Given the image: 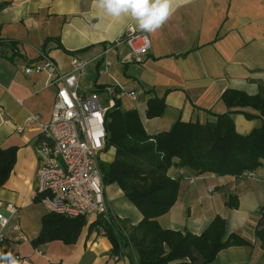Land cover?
I'll return each instance as SVG.
<instances>
[{
    "label": "crops",
    "instance_id": "1",
    "mask_svg": "<svg viewBox=\"0 0 264 264\" xmlns=\"http://www.w3.org/2000/svg\"><path fill=\"white\" fill-rule=\"evenodd\" d=\"M128 24L138 27L130 16L116 19L102 12L94 0H0V39L15 41L18 51L11 61L0 57V148L17 149L9 179L0 188V204L17 207L11 222L25 234L23 243L6 242L0 253L11 252L21 264H137L133 250L126 248L117 257L108 239L87 227L73 245L53 241L33 248L30 244L46 211L33 201L39 132L25 120L33 114L48 122L56 89L47 85L45 73L27 75L24 67L39 58L45 40L54 39L44 53L61 72L71 70L72 57L88 63L79 77L80 91L100 93L114 85L117 92H134L135 101L125 95L116 100L122 110L137 111L149 135L169 130L177 120L205 123L212 119L207 113H226L221 100L225 90L252 96L264 86V0H186L162 28L147 33L151 49L142 58L133 57L123 44H113ZM0 50L11 55L8 49ZM153 98L164 101L165 111L148 119L147 102ZM230 110L236 111L232 118L239 134L264 123L249 108ZM242 112L256 117L248 119ZM113 155L114 149L105 151V163ZM169 174L181 177V182L175 204L157 218L163 229L199 235L219 215L228 233L253 246L224 249L209 264H264V251L254 237L264 207V166L241 178L193 175L175 167ZM110 187L112 197L107 193ZM230 195L237 196V209L225 206ZM116 198L121 203H113ZM104 199L110 212L124 219L126 233L140 221V213L116 185L104 186Z\"/></svg>",
    "mask_w": 264,
    "mask_h": 264
},
{
    "label": "trees",
    "instance_id": "2",
    "mask_svg": "<svg viewBox=\"0 0 264 264\" xmlns=\"http://www.w3.org/2000/svg\"><path fill=\"white\" fill-rule=\"evenodd\" d=\"M50 41L54 39L44 41L41 54H45ZM57 43L61 48L59 41ZM0 48L11 52L6 56L0 50V57L9 61L18 54L13 40L0 39ZM221 100L228 109L226 113H207L212 119L205 123L177 120L169 130L149 135L137 111L122 110L117 99L115 107L105 116L104 151L112 148L114 155L109 163L100 162L99 168L103 185H116L140 213V221L126 233L122 227L124 219L120 216L99 217L89 223L84 217L46 213L41 218L38 236L30 241L31 246L37 248L53 241L73 245L83 228L87 227L90 232L100 227L112 246V253L120 257L123 250L129 248L135 252L137 264H209L220 251L229 247H252L245 238L228 233L227 223L219 215L199 235L163 229L157 222L158 217L169 212L179 193L181 177L171 176V168L184 169L193 175L241 178L253 175L264 166V123L246 135L239 134L232 118L236 111L230 110L249 108L264 119V86L252 96L225 90ZM164 111L163 100H148L145 112L148 119L159 117ZM244 116L256 117L249 113ZM16 151V147L0 148V188L9 179ZM225 206L237 209V196L230 195ZM254 237L264 251V207L259 210Z\"/></svg>",
    "mask_w": 264,
    "mask_h": 264
},
{
    "label": "built area",
    "instance_id": "3",
    "mask_svg": "<svg viewBox=\"0 0 264 264\" xmlns=\"http://www.w3.org/2000/svg\"><path fill=\"white\" fill-rule=\"evenodd\" d=\"M113 44H123L135 58L146 56L151 49L147 32L133 24H128ZM87 64L72 57L71 70L64 73L46 54L27 64L25 74L45 73L47 85L56 90L50 120L44 123L38 116L29 114L25 123L35 125L39 132L34 147L37 167L33 199H37L47 213L94 221L99 217H116L104 199L99 168L100 156L105 149L106 113L115 107L118 95H125L131 101L137 97L134 92H117L114 85L106 86L100 93L80 91L79 77ZM17 214L16 206L0 204V247L6 242L25 240L20 225L11 222ZM97 230L104 235L100 227Z\"/></svg>",
    "mask_w": 264,
    "mask_h": 264
},
{
    "label": "clouds",
    "instance_id": "4",
    "mask_svg": "<svg viewBox=\"0 0 264 264\" xmlns=\"http://www.w3.org/2000/svg\"><path fill=\"white\" fill-rule=\"evenodd\" d=\"M186 0H94L107 15L120 19L130 16L141 31L154 33L170 19ZM0 264H21L11 252L0 253Z\"/></svg>",
    "mask_w": 264,
    "mask_h": 264
},
{
    "label": "rangeland",
    "instance_id": "5",
    "mask_svg": "<svg viewBox=\"0 0 264 264\" xmlns=\"http://www.w3.org/2000/svg\"><path fill=\"white\" fill-rule=\"evenodd\" d=\"M100 162L101 163H104L105 164V151L103 152V154L101 155V157H100ZM104 186V185H103ZM112 192H113V189H112V187H110V188H108V191H107V193H109V195H110V197H112ZM119 202V203H121V199H119V198H116L114 201H113V203H115V202ZM36 203H39V202H36ZM2 212H3V214L4 215H8L4 210H2ZM47 213V212H46ZM113 213V212H112ZM113 214H115V213H113ZM116 215V214H115ZM116 216H119V215H116ZM121 217V216H120ZM259 218V217H258ZM257 221H258V219H257ZM257 223V222H256ZM23 243V242H22Z\"/></svg>",
    "mask_w": 264,
    "mask_h": 264
}]
</instances>
